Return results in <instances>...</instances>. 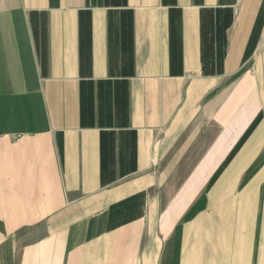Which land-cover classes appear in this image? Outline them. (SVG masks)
<instances>
[{"label":"crops","instance_id":"crops-1","mask_svg":"<svg viewBox=\"0 0 264 264\" xmlns=\"http://www.w3.org/2000/svg\"><path fill=\"white\" fill-rule=\"evenodd\" d=\"M0 264H264V0H0Z\"/></svg>","mask_w":264,"mask_h":264}]
</instances>
